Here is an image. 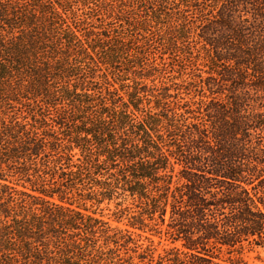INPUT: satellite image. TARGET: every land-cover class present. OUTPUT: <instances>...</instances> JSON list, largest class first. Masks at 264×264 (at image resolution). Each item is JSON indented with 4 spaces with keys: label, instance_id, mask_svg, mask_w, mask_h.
I'll list each match as a JSON object with an SVG mask.
<instances>
[{
    "label": "trees",
    "instance_id": "1",
    "mask_svg": "<svg viewBox=\"0 0 264 264\" xmlns=\"http://www.w3.org/2000/svg\"><path fill=\"white\" fill-rule=\"evenodd\" d=\"M254 245L264 0H0V264H226Z\"/></svg>",
    "mask_w": 264,
    "mask_h": 264
},
{
    "label": "rangeland",
    "instance_id": "2",
    "mask_svg": "<svg viewBox=\"0 0 264 264\" xmlns=\"http://www.w3.org/2000/svg\"><path fill=\"white\" fill-rule=\"evenodd\" d=\"M157 52V49H152L150 56L154 58ZM171 70H164L167 76L172 74ZM104 213L106 215H109V212L107 210ZM113 223L123 226V223H118L116 219L113 220ZM155 239L157 250L161 251L162 244L158 243L157 237ZM121 253H123V249H121ZM221 260L226 264H264V247L258 245H254L252 247L246 246L243 249L242 254H239L237 256H229L227 254H224L223 256H221Z\"/></svg>",
    "mask_w": 264,
    "mask_h": 264
}]
</instances>
